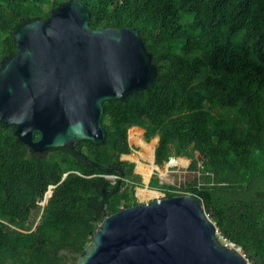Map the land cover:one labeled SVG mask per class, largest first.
Here are the masks:
<instances>
[{
  "label": "trees",
  "instance_id": "obj_1",
  "mask_svg": "<svg viewBox=\"0 0 264 264\" xmlns=\"http://www.w3.org/2000/svg\"><path fill=\"white\" fill-rule=\"evenodd\" d=\"M63 1L0 0V67L16 50V28L47 18ZM82 1L92 28L140 31L157 78L105 101L101 144L83 140L37 152L15 125L0 122V264H77L96 232L104 190L107 215L139 203L143 177L123 159L132 152L134 126L147 141L159 136L155 170L187 157L198 172L182 187L154 174L150 186L199 198L220 235L264 264V0Z\"/></svg>",
  "mask_w": 264,
  "mask_h": 264
},
{
  "label": "water",
  "instance_id": "obj_2",
  "mask_svg": "<svg viewBox=\"0 0 264 264\" xmlns=\"http://www.w3.org/2000/svg\"><path fill=\"white\" fill-rule=\"evenodd\" d=\"M90 17L82 0H65L47 18L18 26L16 50L2 60L0 122L15 125L19 138L37 152L83 140L104 143L105 101L126 98L157 78L136 27L95 29ZM107 193L96 232L77 264H250L241 246L222 239L192 194L139 202L107 215Z\"/></svg>",
  "mask_w": 264,
  "mask_h": 264
},
{
  "label": "rangeland",
  "instance_id": "obj_3",
  "mask_svg": "<svg viewBox=\"0 0 264 264\" xmlns=\"http://www.w3.org/2000/svg\"><path fill=\"white\" fill-rule=\"evenodd\" d=\"M130 141L131 145L133 146L132 152L129 154H126L123 156V159L129 160L131 162H134L136 164L135 171L138 174H141L143 177V184L141 186H137V198L139 202H149L150 200L153 199H161L163 197H166V192L162 191L158 188H153L150 186L149 179L154 175L157 174L159 176L161 183H168V184H175L179 187H182L188 183L193 182L197 178V171L190 170V162L191 160L188 159L187 157H175V161L171 163H166L164 166H162L159 169L154 168L152 165V161L146 160L143 158V155L147 156L149 155V149L144 145L142 140L148 144V145H157V139L158 137L153 138L151 141H147L145 139V130L139 126H134L130 130ZM144 156V157H145ZM183 159H186L187 162L185 163ZM144 162L146 165H149L152 167L151 174L149 178H146V174L144 175L141 170H139V162ZM109 177L115 181V176L109 175ZM179 194H191L189 192L183 191V190H178ZM42 206H44L45 199L41 203ZM42 209L36 211L32 218H31V223L33 224V227H35V224H37V221L40 217ZM222 239L226 242L225 238L222 237ZM250 264H253L249 260Z\"/></svg>",
  "mask_w": 264,
  "mask_h": 264
},
{
  "label": "bare ground",
  "instance_id": "obj_4",
  "mask_svg": "<svg viewBox=\"0 0 264 264\" xmlns=\"http://www.w3.org/2000/svg\"><path fill=\"white\" fill-rule=\"evenodd\" d=\"M142 142L144 143V145L147 147V149H149V155H147V156H145V155H143V158L144 159H146V160H149V161H151V160H153L154 159V151H155V145H148V144H146L143 140H142ZM145 156V157H144ZM175 161V160H174ZM173 161V162H174ZM183 161L186 163L187 162V160L186 159H183ZM139 162V170H141L142 172H143V174L145 173L146 174V178H149V176H150V174H151V170H152V167L151 166H149V165H146L144 162H141V161H138ZM172 162V163H173ZM171 163V164H172ZM144 174V175H145ZM49 194H50V192H49Z\"/></svg>",
  "mask_w": 264,
  "mask_h": 264
},
{
  "label": "crops",
  "instance_id": "obj_5",
  "mask_svg": "<svg viewBox=\"0 0 264 264\" xmlns=\"http://www.w3.org/2000/svg\"><path fill=\"white\" fill-rule=\"evenodd\" d=\"M133 128V127H132ZM131 130V129H130ZM131 132V131H130Z\"/></svg>",
  "mask_w": 264,
  "mask_h": 264
}]
</instances>
